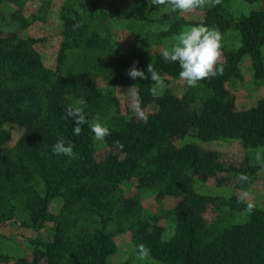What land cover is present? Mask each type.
Instances as JSON below:
<instances>
[{
  "label": "trees",
  "instance_id": "obj_1",
  "mask_svg": "<svg viewBox=\"0 0 264 264\" xmlns=\"http://www.w3.org/2000/svg\"><path fill=\"white\" fill-rule=\"evenodd\" d=\"M245 1L252 4L264 0ZM15 2L17 0H0V27L25 24L13 8L10 11ZM229 6L230 0H221L215 7L198 9L203 12V17L187 24H202L216 28L220 33L232 28L239 33V45L232 52H224V59L219 62L223 73L191 87L187 92L188 99H181L169 87V78L179 76V65L165 62L162 52L156 54L151 65L164 77L167 88L163 96L150 94L151 79L147 74L149 78L142 87L140 100L155 103L154 112L145 116L146 119L110 113L105 123L110 135L104 140L109 150L101 159L94 156L96 150L88 124L81 126L82 131L77 136L72 131L75 121L62 118L65 108L77 105L81 99L87 103L84 112L89 121L96 113L110 110L95 79L82 72L67 75L46 69L32 39H23L12 30L1 32V28L0 188L6 189L7 214L22 218L37 236L30 243L33 246L31 259L20 257L15 264H40L42 256L70 244L64 232L58 231L59 235L56 228L51 233L46 229L55 219L50 213L55 198H61L63 202L59 213L61 220L72 216L69 212L72 213L74 205L99 217L91 219L93 228L77 241L76 264H111L109 260L115 254L112 238L134 214L135 207L139 208L134 198L123 195L120 185L128 182L140 169L144 174L138 176L139 181L145 187L156 188L157 195L173 194L166 191L163 182L175 180L178 195L190 198L165 213V217L169 216L176 224L175 234L169 240L162 238L163 227L157 217H137L131 223L133 226H127L132 230L134 248L142 243L150 250L149 260L162 264H264V209H252L246 223L230 226L218 223L219 227L209 228L199 217L200 211L191 207L193 200L197 201L201 196L194 192L185 194L178 181L184 178L177 176L176 161L182 169L187 160L198 156L214 160L215 154L197 144L175 146L172 143L193 137L204 143L228 139L244 148H264V101L235 110L234 100L226 91L231 79L241 77L239 65L246 56L252 61L254 78L264 81L260 55L264 46V9L241 14L235 19ZM143 10L136 7L127 18L143 21ZM59 13L62 60L58 58L61 60L58 68L62 70L67 51L80 46L95 47L98 35L93 32L86 36L87 28L66 9ZM168 18L174 19L173 16ZM178 21L174 19L171 24L172 33L179 28ZM77 22L81 27L73 31L72 26ZM7 124L23 129L12 148L8 146L10 131ZM61 137L71 141L77 158L52 155V146ZM117 142L123 147H118ZM232 169L235 173L241 170ZM212 221L214 225L217 223L215 219ZM100 223L102 225L98 226Z\"/></svg>",
  "mask_w": 264,
  "mask_h": 264
},
{
  "label": "rangeland",
  "instance_id": "obj_2",
  "mask_svg": "<svg viewBox=\"0 0 264 264\" xmlns=\"http://www.w3.org/2000/svg\"><path fill=\"white\" fill-rule=\"evenodd\" d=\"M136 7L144 9L143 21L149 20L147 23L140 19L127 18V14ZM12 8L20 17L19 19L25 21V24L19 23L17 27L10 24V27L2 28L1 26L0 31L1 28V32L4 33L12 30L23 39H32L44 67L52 72H64L67 75L82 72L93 77L110 106L109 111L106 109L105 112L96 113L93 117L98 118L103 125L110 113L140 118L131 108V94H128V91L135 87L134 90L142 99L141 91L144 90L142 87L147 79L133 80L128 77V70L136 62L137 70L143 71L147 76L146 65L152 64L151 59L165 48H170L182 29L193 26L187 25L188 21H198L203 17V12L198 10L193 13L172 15L173 12L164 6H149L148 0H17L10 7V11ZM62 9L63 11L66 9L69 15L76 16V20L87 28L86 36L96 33L98 41L92 48L80 46L67 51L63 59L64 65L60 64L61 70L58 65L62 60L60 56L62 20L59 13ZM262 9H264V1L248 4L245 0H230L229 11L235 19H238L241 14ZM168 16H173L176 21L180 18L184 20L182 23L178 21L180 25L175 33L170 30L174 19ZM7 17L9 18L8 14H6ZM221 34L222 55L219 62L223 61L224 52H232L240 43L239 33L232 28ZM260 55L264 66V46L261 48ZM251 62L249 56L241 60L239 65L241 77L231 79L227 87L226 91L234 100L235 110L247 109L259 101H264V81L254 78ZM169 80V87L174 93L181 99H188L187 92L191 88L180 81L179 76ZM91 102L93 104V99ZM93 106L96 109L94 104ZM139 107L144 116H147L154 112L155 103L151 101L145 103L140 100ZM6 128L10 131L8 146L12 148L21 137L23 129L13 124H7ZM172 143L175 146L187 143L197 144L215 154L214 160L200 156L187 160L182 169L180 162L176 161L177 176L184 178L178 181L185 189V194L194 192L201 196L199 200H193L191 207L196 212L200 211L199 217L209 228L213 230L219 227L218 223L224 226L246 223L252 211L248 210L249 204L253 205L252 209H264V166H262L264 165V148H244L236 141L228 139L204 143L193 137L177 139ZM94 146L96 159L103 158L109 150L104 141L103 143L94 142ZM257 155L260 161H257ZM232 167L241 170L235 173ZM140 174H144L142 169L136 170L128 182L120 185L123 195L134 198L139 208L135 207L134 214L124 222L121 231L113 236L115 254L109 260L111 264H152L153 260L143 262L136 260L132 230H129L127 226H133L131 223H134L137 217H157L159 225L163 227L162 238L165 241L169 240L175 234L176 224L169 216L165 217V213L179 203L184 204V199L190 200L186 195L185 197L178 195L179 188L176 187L175 180L170 183L163 182V185L167 186L164 187L166 191L173 194L157 195L156 188H151V185L143 186L144 183L142 184L138 179ZM241 174L248 176L247 182L240 181ZM0 196V264H15L20 257L30 260L33 247L30 243L37 237L36 233L25 225L22 218H14L12 214H7L6 209L9 208V204H7L6 189L0 188ZM74 206L72 213L69 212L72 216L61 217L63 219L61 220L59 214L63 207L61 198H55L51 202L50 213L55 219L54 222L47 224L46 229L49 233L54 228L57 232H64L70 244L47 256H42L40 264H76V252L79 251L77 241L82 240L93 228L91 219L94 217L99 219V217L95 214H87L78 205ZM5 212L8 217L3 216ZM213 219L217 222L215 225ZM100 225L102 223L98 224ZM58 234L60 235L59 232ZM65 238L62 234V239ZM54 256L56 258L50 263ZM157 264L162 263L157 262Z\"/></svg>",
  "mask_w": 264,
  "mask_h": 264
},
{
  "label": "clouds",
  "instance_id": "obj_3",
  "mask_svg": "<svg viewBox=\"0 0 264 264\" xmlns=\"http://www.w3.org/2000/svg\"><path fill=\"white\" fill-rule=\"evenodd\" d=\"M149 6L160 7L164 6L173 13H193L198 9L215 7L221 3V0H148ZM79 22L74 23L73 31L80 28ZM175 43L170 48H165L161 55L165 62L177 63L179 65V80L187 87H196L201 81L215 77L223 73V67L220 65L219 59L222 55V34L216 28H210L205 25L189 26L175 37ZM147 73L150 75L151 84L149 86L150 94L154 97L163 96L167 85L162 77L151 64L147 66ZM129 78L135 80L148 79L143 71L136 68V62L128 70ZM135 87L129 89L128 94H131V108L141 118L146 119L143 111L140 109V98L134 90ZM127 94V95H128ZM87 103L84 99L79 100L76 106L68 105L64 110L63 119L72 118L75 121V127L72 129L74 135H80L82 125L88 124L92 139L94 142L103 143L105 138L110 135L109 128L99 122L98 118H93L89 121L86 118L84 109ZM117 146L122 148V145ZM74 145L71 141H66L64 138H58L57 142L52 146L51 152L54 156H66L72 159L77 158V154L73 151ZM260 161L259 155L256 157ZM264 166V165H262ZM242 183L248 181V176L241 174L239 177ZM252 204L248 205V210L251 211ZM135 258L138 261H147L150 259V250L144 244L135 246ZM152 264H157L153 261Z\"/></svg>",
  "mask_w": 264,
  "mask_h": 264
}]
</instances>
